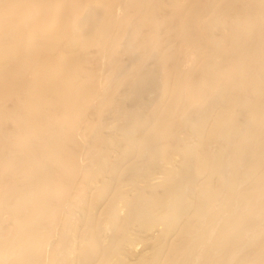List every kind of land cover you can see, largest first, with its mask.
<instances>
[{
  "label": "bare ground",
  "instance_id": "bare-ground-1",
  "mask_svg": "<svg viewBox=\"0 0 264 264\" xmlns=\"http://www.w3.org/2000/svg\"><path fill=\"white\" fill-rule=\"evenodd\" d=\"M138 225L135 264H264V0H0V264Z\"/></svg>",
  "mask_w": 264,
  "mask_h": 264
},
{
  "label": "rangeland",
  "instance_id": "rangeland-1",
  "mask_svg": "<svg viewBox=\"0 0 264 264\" xmlns=\"http://www.w3.org/2000/svg\"><path fill=\"white\" fill-rule=\"evenodd\" d=\"M187 126V125H186ZM198 129L197 126H193L192 129H189V126L185 127V130L182 132L183 134H188L190 131L192 130H196ZM179 131L180 129L176 132L177 136L179 137ZM211 148H214L213 150H216V146H212ZM161 188H155L154 192L158 193L161 192L160 191ZM138 224V223H137ZM140 225H142L144 228H146L148 226V224L146 223H140ZM138 225L139 227L136 228V226L134 227L132 233L130 234V236L133 238L132 241L135 242L137 246V249L135 251H133L129 246H125L122 250L121 248V253L125 254L126 257L125 259L127 260L128 264H135L138 262L139 258L142 255L145 254H149L152 252V247L155 243L156 238L158 237V232L155 229H151L150 230H143L142 226ZM110 235H114L116 234L115 230L110 231L109 233Z\"/></svg>",
  "mask_w": 264,
  "mask_h": 264
}]
</instances>
